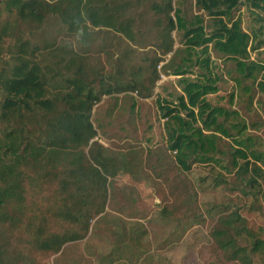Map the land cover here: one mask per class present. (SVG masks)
<instances>
[{"label":"trees","instance_id":"obj_1","mask_svg":"<svg viewBox=\"0 0 264 264\" xmlns=\"http://www.w3.org/2000/svg\"><path fill=\"white\" fill-rule=\"evenodd\" d=\"M247 1L262 11L259 21L264 23V0ZM240 2L198 1L216 17V28L210 33H205L203 25L186 31L188 48L204 45L202 54H207L196 61L202 70L201 77L197 80L185 77L191 72L185 63L176 67L172 60L163 67L165 74L174 69L173 75L181 77L183 94L174 104L157 100L166 120L167 147L164 151L158 146L150 147L148 154L175 153L176 164L185 174L198 162H215L228 171L236 170L229 181L216 178V185L227 184L232 190H240L250 200V205L244 208L261 212L259 169L248 159L240 162V158L247 157L244 148L248 147L249 139H236L240 148L234 150L232 167L224 165L218 156L221 153L218 130L230 135L218 115L237 112L228 111L209 97L218 92L216 84L220 81L211 67V43L223 57L236 61L243 78H256L255 72L264 76V63L250 58L252 51L264 47L261 37L264 27L252 32L242 28L241 20L235 17ZM7 8L23 23L44 24L49 17H57L70 34L86 33L89 27L108 28L129 42L136 40L133 20L123 17L117 7L106 9L100 0H7ZM155 8L168 20L161 46L162 55H167L174 50L172 34L183 26V21L177 11L176 21L172 16L174 0H165ZM226 17L230 22L225 21ZM14 31L10 25L0 30V228L10 220L11 212L22 215L27 212L28 197L33 191L48 187L54 193L50 211L61 229L42 233L38 246L44 251L59 252L66 244L86 237L94 218L105 212L118 176L136 174V169L143 167L138 151L134 157L124 154L118 159L108 153L107 147L94 141L98 136L93 121L95 107L106 96L113 97L117 106L120 95L129 94L133 100L131 109H135L138 99L134 93L143 100L152 97L161 78L158 66L163 59L153 58L146 76L135 74L127 83H112L110 77L98 74L91 79L84 58L70 47H56L55 43L41 47L23 37L8 45L6 38ZM237 81L241 83L240 79ZM258 87L264 92V81ZM250 98L252 101V95ZM115 106L110 114H115ZM244 129L246 124L239 132ZM250 153L260 158L255 152ZM186 182L190 197L183 203L185 218L203 219V214L194 207L197 193ZM242 209L239 206L226 211L213 229L215 258L211 264H264V227L252 225ZM173 211L164 208L161 213L171 217ZM7 262L0 241V264Z\"/></svg>","mask_w":264,"mask_h":264},{"label":"rangeland","instance_id":"obj_2","mask_svg":"<svg viewBox=\"0 0 264 264\" xmlns=\"http://www.w3.org/2000/svg\"><path fill=\"white\" fill-rule=\"evenodd\" d=\"M198 1L174 0L172 16L176 21L179 12L183 26L172 34L173 52L162 55L168 20L155 7L162 6L165 0H100L106 9L117 7L123 17L133 20L135 42H129L122 34L108 28L89 27L86 33L70 34L57 17H49L44 24L19 22L7 8V0H0V30L6 25L15 28L6 38L8 45L23 37L41 47L47 43L70 47L84 58L91 79L98 74L110 77L112 83H127L135 74L146 76L153 58L163 59L158 66L161 78L152 97L143 100L134 93L138 103L131 109L132 95L121 94L117 106L113 97L106 96L93 112L98 131L94 141L107 147L108 153L118 159L124 154L134 157L138 151L143 167L136 169V174L118 176L105 212L94 218L86 237L66 244L59 252L44 251L38 246L42 233L46 235L61 229L50 211L54 203L53 190L44 187V190L33 191L28 197L27 212L24 215L11 212L10 220L0 228L7 264H211L215 258L211 233L226 211L240 206L252 225L264 227V92L258 87L264 76L255 72L256 78H243L236 61L223 57L214 49V43L209 44L211 67L220 81L216 84L218 92L209 97L228 111L237 112L218 115L230 133L218 130L221 138L218 156L224 165L232 167L234 150L240 148L236 139H249L248 147L244 148L247 157L240 158V162L248 159L259 169L256 175L261 184V212L244 208L250 205V200L240 190H232L227 184L216 185V178L229 181L236 170L228 171L215 162H198L185 174L176 164L175 153L148 154L150 147L158 146L163 151L167 147L166 120L157 100L174 104L183 94L181 77L173 75L174 69L165 74L163 67L172 60L176 67L185 63L191 71L185 77L194 80L201 77L202 70L196 61L207 54H202L204 45L188 48L186 31L203 25L205 33H210L216 28V17ZM262 15V11L254 9L250 2L241 0L240 11L235 17L241 20L244 30L252 32L264 27L259 21ZM224 19L230 22L229 17ZM261 33L264 39V28ZM263 51L264 47L252 51L251 60L264 63ZM246 86L250 89H245ZM114 106L113 115L110 111ZM244 124L246 129L239 132ZM186 181L197 193L194 207L203 214V219L185 218L183 203L190 197ZM164 208L174 210L171 217L162 215Z\"/></svg>","mask_w":264,"mask_h":264}]
</instances>
